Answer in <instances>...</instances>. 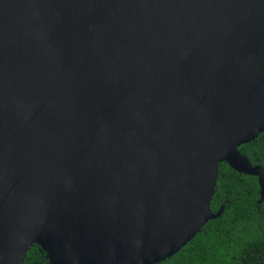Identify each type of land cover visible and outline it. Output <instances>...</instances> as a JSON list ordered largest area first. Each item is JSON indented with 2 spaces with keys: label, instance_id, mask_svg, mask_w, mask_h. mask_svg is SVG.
<instances>
[{
  "label": "water",
  "instance_id": "water-1",
  "mask_svg": "<svg viewBox=\"0 0 264 264\" xmlns=\"http://www.w3.org/2000/svg\"><path fill=\"white\" fill-rule=\"evenodd\" d=\"M263 131L264 0H0V264L170 257Z\"/></svg>",
  "mask_w": 264,
  "mask_h": 264
},
{
  "label": "trees",
  "instance_id": "trees-1",
  "mask_svg": "<svg viewBox=\"0 0 264 264\" xmlns=\"http://www.w3.org/2000/svg\"><path fill=\"white\" fill-rule=\"evenodd\" d=\"M252 165L264 169V131L239 146ZM211 213L202 228L170 257L154 264H264V199L256 175L218 164ZM22 264H51L32 244Z\"/></svg>",
  "mask_w": 264,
  "mask_h": 264
},
{
  "label": "bare ground",
  "instance_id": "bare-ground-1",
  "mask_svg": "<svg viewBox=\"0 0 264 264\" xmlns=\"http://www.w3.org/2000/svg\"><path fill=\"white\" fill-rule=\"evenodd\" d=\"M39 238H41V239H42L43 237L40 235V237H39Z\"/></svg>",
  "mask_w": 264,
  "mask_h": 264
}]
</instances>
